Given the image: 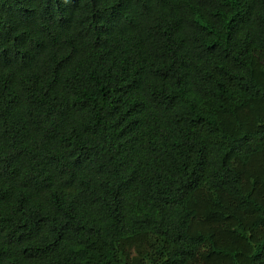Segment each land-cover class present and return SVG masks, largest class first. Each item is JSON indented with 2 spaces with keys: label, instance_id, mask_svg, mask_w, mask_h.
Instances as JSON below:
<instances>
[{
  "label": "trees",
  "instance_id": "obj_1",
  "mask_svg": "<svg viewBox=\"0 0 264 264\" xmlns=\"http://www.w3.org/2000/svg\"><path fill=\"white\" fill-rule=\"evenodd\" d=\"M0 264H264V0H0Z\"/></svg>",
  "mask_w": 264,
  "mask_h": 264
}]
</instances>
